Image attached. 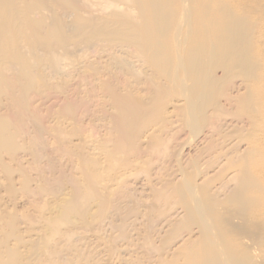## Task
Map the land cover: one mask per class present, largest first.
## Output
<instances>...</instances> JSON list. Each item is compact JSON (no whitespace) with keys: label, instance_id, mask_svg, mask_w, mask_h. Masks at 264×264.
I'll return each mask as SVG.
<instances>
[{"label":"bare ground","instance_id":"6f19581e","mask_svg":"<svg viewBox=\"0 0 264 264\" xmlns=\"http://www.w3.org/2000/svg\"><path fill=\"white\" fill-rule=\"evenodd\" d=\"M0 189V264H264V0H0Z\"/></svg>","mask_w":264,"mask_h":264},{"label":"rangeland","instance_id":"374dc122","mask_svg":"<svg viewBox=\"0 0 264 264\" xmlns=\"http://www.w3.org/2000/svg\"><path fill=\"white\" fill-rule=\"evenodd\" d=\"M52 96H53V95H52ZM52 96L49 97L50 99H48V100H46V101H47L48 103H49V101H51V103H49V104H50V107H51L53 104H54V105H53L52 107L58 106V105H56V104L58 103V100H57L56 98H54V96H53V97H52ZM37 100H38V101H37ZM53 100H54V101H53ZM46 101L44 102L43 100H40V99L35 98V99H33L32 103L34 102V103H35L34 106H37V105H38L37 103H39V102L42 103V104H43V102H44L45 104H47ZM52 102H53V103H52ZM56 102H57V103H56ZM34 103H33V104H34ZM40 103H39V104H40ZM45 104H43V105H45ZM43 105L40 104V105L38 106V107H39V110L42 109L41 111L37 110V111H39L40 113L43 111V108H42ZM34 106H33V107H34ZM38 107H37V108H38ZM40 107H41V108H40ZM43 107H46V106H43ZM47 107H49L48 104H47ZM35 108H36V107H35ZM37 108H36V109H37ZM26 158H27V159H30V157H28V156H27ZM32 173H33V172H32ZM32 175H33V174H32ZM34 176H35V174H34ZM0 191H1L0 193L3 194V195H1L2 200H3V204H6V205H4V207H5V206L7 207V206L9 205V207L11 208V206H12V204H14V202H12V201H8V203H6L7 200H4V199H7V197L4 196V193L2 192V189H0ZM1 197H0V198H1ZM5 197H6V198H5ZM19 198H20V196L18 195V196H17V200H15V205H16V206L13 205V206L15 207L16 211L24 212V210H26V211L28 212V211L30 210L29 212L31 213V209L29 208V207H32V206H29V205H30L29 202H31V200L28 202L29 199L27 200V199L25 198V200H26V201H25L23 198H22L21 200H20ZM2 200H1V201H2ZM4 201H5V203H4ZM24 201H25V202H24ZM9 202H10V203L12 202V204H9ZM1 203H2V202H1ZM24 203H25V204H24ZM27 203H28L29 205H28ZM3 204H2V205H3ZM22 204H23V205H22ZM26 204H27L29 207H28ZM25 205H26V206H25ZM22 206H23V207H22ZM14 207H12V208L14 209ZM27 207H28L29 209H28ZM18 208H19V209H18ZM21 208H22V209H21ZM25 208H26V209H25ZM15 209H14V210H15ZM26 211H25V212H26ZM132 218H133V217H132ZM139 218H140V217H139ZM139 218L137 217V219H135L136 222H137V221H140ZM128 220L130 221V220H131V217H130ZM132 220H134V219H132ZM132 220H131L130 222H132ZM141 220H142V219H141ZM114 222H115L114 224L118 223L117 220H116V221L114 220ZM140 222H141V221H140ZM140 222H139V223H140ZM128 223H129V222H128ZM139 223H138V224H139ZM130 224H131V223H130ZM22 226L24 227V225H22ZM128 229H129V228H128ZM129 230H131V228H130ZM29 233H30V232H29ZM29 233H27V234H25V235L28 236ZM33 233H34V232H33ZM113 233H117V231H116V232L114 231ZM113 233H112V234H113ZM29 235H31V233H30ZM114 235H115V234H114ZM123 241H124V240H121V239H120L119 242H117L118 247L120 246V248H121V247H124V246H125V244H121V243H124V242H125V241H124V242H123ZM120 242H121V243H120ZM119 243H120V244H119ZM89 244H90V243H89ZM82 245H83V246H81V244H80V246L84 248V250H85V251L83 250L84 252H87L88 249H91L90 246H87L86 244H84V242L82 243ZM85 245H86V246H85ZM123 245H124V246H123ZM84 246H85L86 248L89 247V248L87 249V251H86V248H85ZM91 246H92V245H91ZM132 249H133V248H132ZM132 249H131L132 255H137V254H135L136 252H133L134 249H133V250H132ZM99 251H100V254H101V255H100V254H99V255H100V256H103V255H104L103 252H102L101 250H99ZM67 252H69V251H66L65 253H67ZM96 252H97V251H96ZM65 253H63V255L61 254V259H62L63 257L65 258V256H66V258H67L68 256H70L69 259L72 257L70 252L68 253V256H67V254H65ZM125 253H126V254H125ZM125 253H123V254L121 253V254H122V256H125V255H126L125 257H127V252H125ZM93 254L96 255V254H98V253L95 254V252L93 251ZM124 254H125V255H124ZM129 254H131V253L129 252ZM94 255H93V256H94ZM99 255H96V257H93V256H92V258H94V259H92L93 261L90 260V262L92 261V262L94 263V262H98L99 260H100V262H101V259H100V256H99ZM97 256H98V258H99L98 260L95 259V258H97ZM115 256H116V257H115L116 260H117V259L119 260V258H117V254H115ZM138 256H139V255H138ZM112 257H113V258H112ZM112 257H109V260H110V259H111V261L114 260L115 263L112 261L113 264H118L119 261H118V260L115 261V259H114V255H113ZM132 257H134V256H132ZM64 258L62 259V261L60 260V261L62 262V263L60 262L61 264H64V262H63V260L65 261ZM101 258H106V257H105V255H104V256L101 257ZM95 260H96V261H95ZM66 261H68V258L66 259ZM66 261H65V263H66ZM111 261H110V262H111ZM92 262H91V264H92ZM112 262L109 263V264H112ZM121 262H122V261H121ZM121 262H119V264H121ZM66 264H69V262L66 263ZM94 264H96V263H94ZM97 264H101V263H97Z\"/></svg>","mask_w":264,"mask_h":264}]
</instances>
